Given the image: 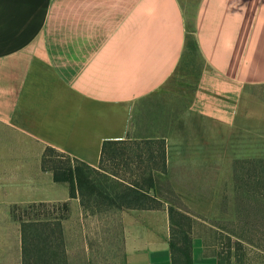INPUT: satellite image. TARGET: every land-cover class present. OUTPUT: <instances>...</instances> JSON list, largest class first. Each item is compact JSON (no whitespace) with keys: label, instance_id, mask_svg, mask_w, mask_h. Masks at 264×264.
I'll use <instances>...</instances> for the list:
<instances>
[{"label":"crops","instance_id":"obj_1","mask_svg":"<svg viewBox=\"0 0 264 264\" xmlns=\"http://www.w3.org/2000/svg\"><path fill=\"white\" fill-rule=\"evenodd\" d=\"M190 25L200 69L165 129L164 89L194 74ZM263 90L264 0H199L191 16L180 0H0V126L10 133L0 134V256L22 264L14 205L82 211L67 184L43 171L47 145L97 166L104 141L164 139L160 179L178 201L124 210L121 221L124 264H172L169 207L206 213L219 205L220 169L264 158ZM193 260L219 264L203 233L193 235Z\"/></svg>","mask_w":264,"mask_h":264},{"label":"trees","instance_id":"obj_2","mask_svg":"<svg viewBox=\"0 0 264 264\" xmlns=\"http://www.w3.org/2000/svg\"><path fill=\"white\" fill-rule=\"evenodd\" d=\"M185 54L192 63L194 58L201 61L191 25ZM41 166L43 171L53 174L55 183L67 184L70 198H78L86 214L156 210L162 207L160 198H167L162 196L166 184L160 179L167 172L164 139L104 141L97 166L47 145ZM232 168L238 169V176L224 183L218 197L220 205H224L225 213L232 210L243 216L236 222L243 224L244 231L250 235L237 237L238 245L242 247L246 243L249 251L261 255L258 260L242 258L237 264H264V158L238 160ZM179 208L169 207L172 264H194L192 226L186 221L195 220L197 213H189L190 208ZM70 214L69 202L12 207V216L21 226L22 264H69L63 224ZM222 229L228 238H231L229 234H235L230 228ZM218 258L219 264H223L219 248Z\"/></svg>","mask_w":264,"mask_h":264},{"label":"rangeland","instance_id":"obj_3","mask_svg":"<svg viewBox=\"0 0 264 264\" xmlns=\"http://www.w3.org/2000/svg\"><path fill=\"white\" fill-rule=\"evenodd\" d=\"M184 9L191 16L196 8L199 0H180ZM195 62L192 63L190 59L189 73H194L191 76L180 77L175 76L174 87L166 86L165 94L159 99V105L164 109H168L171 113L170 118H167L166 113L163 114V123H166L164 128L167 129L169 124L172 125L173 111L180 112L189 102L192 86L195 82L197 70L200 69V58H194ZM186 60V61H188ZM187 64V63H186ZM264 97V90L261 92ZM168 112V113H169ZM175 113V114H176ZM167 118V119H165ZM0 134L10 136L9 131L0 126ZM219 178L213 176V182L219 179V186H223L225 182H230L232 178L238 176L237 171H233L232 165L226 164L224 169H220ZM12 177V175H9ZM18 177L20 175H17ZM0 178H3L2 172ZM164 179V177H160ZM164 183V182H162ZM3 186L0 179V188ZM222 189V188H221ZM220 189V190H221ZM168 192L162 191V196L170 198L172 201L177 202L174 195H165ZM221 194V192H220ZM239 194V192H238ZM163 198V197H161ZM216 201L219 205L209 206L205 208L206 213H197L194 217L200 220L186 221L192 226V234L203 233L206 236L208 243H214L219 248L220 257L223 264H237L241 259H260L259 254L254 253V250L249 251L246 243L243 246L238 245V238L240 235L249 236L250 234L244 231L245 226L239 225L236 219L243 216L238 215L232 210L225 213L224 205H220L221 199L217 198ZM223 207V210H222ZM233 209L232 207H230ZM187 210V209H186ZM192 213L190 209L189 213ZM196 214V213H195ZM192 219V218H191ZM205 219V220H203ZM64 230L66 235V249L69 264H124V250H123V226L121 221V212H107L105 214L94 215L91 213H84L79 211L64 222ZM222 227L232 229L235 234L231 238L226 236ZM227 233V234H225ZM14 246V245H13ZM245 246V247H244ZM14 250V247H12ZM13 252V251H12ZM4 258V254L0 256ZM15 253L9 255V261L4 258L1 264H14Z\"/></svg>","mask_w":264,"mask_h":264}]
</instances>
